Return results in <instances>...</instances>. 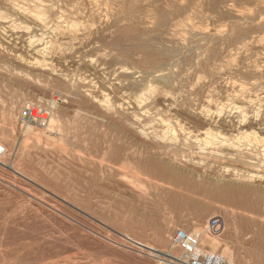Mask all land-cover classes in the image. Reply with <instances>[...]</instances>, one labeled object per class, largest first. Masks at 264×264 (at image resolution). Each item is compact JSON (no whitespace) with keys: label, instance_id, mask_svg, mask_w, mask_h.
<instances>
[{"label":"rangeland","instance_id":"obj_1","mask_svg":"<svg viewBox=\"0 0 264 264\" xmlns=\"http://www.w3.org/2000/svg\"><path fill=\"white\" fill-rule=\"evenodd\" d=\"M212 1L0 0V264H166L173 255L181 258L172 242L178 229L204 228L214 217L224 222L219 236L206 231L219 240L215 255L229 264H264L263 144L231 130V122L208 127L185 119L201 110L228 111L241 103L235 94L256 100L251 83L261 80L235 70L264 64V39L230 53L214 42L221 52L216 73L222 74L214 80L187 52H202L199 43L206 42L193 33L212 35L236 21L230 0L218 9ZM17 5L45 14L47 26L16 11ZM40 33L49 45L44 59L29 48ZM144 43L177 50L182 59L172 85L152 79L159 56ZM125 68L136 78L149 76L148 84L131 85ZM106 100L123 107L110 112L102 105ZM29 106L45 110L55 123L24 121ZM257 109L264 114V101L248 108ZM162 122L182 141L197 135L199 142L184 154L206 159L214 176L168 180L163 166L175 155L161 138ZM205 128L212 138L235 140L243 161L226 150L204 157ZM249 174H260L252 190L215 196L218 175L242 182Z\"/></svg>","mask_w":264,"mask_h":264},{"label":"bare ground","instance_id":"obj_2","mask_svg":"<svg viewBox=\"0 0 264 264\" xmlns=\"http://www.w3.org/2000/svg\"><path fill=\"white\" fill-rule=\"evenodd\" d=\"M230 1H231V4L230 5L228 4L229 6L227 5L228 11L230 12V14L236 13V21L232 24V26L230 28H228V30L219 31V32L212 34V35L207 34V33L205 34L203 32H195L192 35L193 37H199L200 38L199 41H202V40L206 41L203 46L201 43H199V47H200V45L202 47V52L196 53V51H195V53H194L193 48L192 49L189 48L190 50L187 48L188 49L187 52H189V55H191L192 58H196L198 60V67L200 69H203V71L205 73L207 71V76L209 78H211V80H214V74L216 73V71L218 69L217 61H219L221 58V52L218 51L219 49L217 50V48H214L215 47L214 42H216V43L221 42L222 43L223 53H226V52L230 53L231 49L234 47L238 51H242L248 45L264 39V36H261V34L264 33V0H230ZM221 4H224V0H213L212 1V6L214 8L218 9ZM34 7L36 8L37 6H34ZM15 8H16V11L23 13V14H26V15H29L30 17H32L33 19L38 21L40 23V26H42L43 28H45L47 26V18H46L47 16L44 17L45 14L44 15L41 14L42 12H40L39 10H35V9L32 10V9L26 7L25 5L24 6L23 5H17ZM5 19H7V18H5ZM46 30H48V29H46ZM48 31H51V30H48ZM52 31H54V30H52ZM39 36L40 37L34 36V38L30 41V45H29L30 47L29 46L28 47L32 49V51L34 52L35 55L40 56L44 59L45 51H46L45 48H47L46 45L48 43L46 41V37H45L47 35L40 33ZM187 41H188V39H187ZM144 44L147 46L148 50H150V51L152 49L156 50V52L158 53V56H159L157 59L154 60V63L158 69H157V71L152 73V79L154 81H157V82H162L163 84L172 85L174 83V80L176 79V77H178V71L176 70V68H179L180 61L182 59V58L176 57L178 54L177 50H173V49L157 50V49L153 48V45H151L149 43H144ZM196 45L198 46V44H196ZM47 46H49V45H47ZM196 47H195V49H197ZM199 47H198V49H199ZM28 52H30V51H28ZM30 56H31V54H30ZM30 61H32V60H30ZM38 63L41 64V62H38ZM121 72L126 77L131 79V82H130L131 85H134V86L138 85L141 88V85H143V83L148 82V81H146V79L149 76L146 78L145 76L140 75L138 78H136V74H137L136 71L129 70V69L125 68V69H122ZM235 72L239 73V75H241L247 79L254 78V77H258L261 79L259 85H256L257 84L256 82L251 83L252 87H253L252 90H255V92H257L255 95L256 100L252 99L251 96L245 95L244 97H242L239 94H235V96H233V98L235 100L240 99L241 103L240 104H234L233 107L228 109V111H225L224 109H220L216 113H211L208 110H206V111L201 110L198 112V114H197L198 116L195 114V112H193L190 114L191 115L190 117H186L185 119L188 120L189 122H191V119H196L197 122L202 121V122H200V124L204 125V126L206 125L208 127H210L209 125L211 124V122H231V123H229V125H227L231 130H236L237 132L241 133L243 136L250 138V139H253L254 142H256L258 144L259 143L263 144V147H264V114L259 109H257L255 112H251L248 110L249 107L253 106L255 101H257V100H258V102L264 101V64L262 66L258 65V63L253 64V65H249V66L242 64L241 66L236 68ZM220 73L221 72L216 73L217 75H219L218 77H221L222 74H220ZM250 80H252V79H250ZM182 85H183V83H182ZM209 85L211 86L212 82ZM149 91L152 92V89H149ZM144 95H145V93H144ZM142 101H143V95L137 97L136 103H138V108H143ZM102 103H103L102 104L103 107L110 112H114L115 109L123 107V105H120L119 107H117L113 103H111L109 100H106ZM50 104L52 106H56V100L54 102L52 101ZM40 113H41V115H39ZM33 114H34V116H40L44 120L50 119L51 125H53L55 123V118L53 116L50 118V115L48 114V112L41 110L40 107L35 106ZM128 119L129 118L127 117V120ZM162 123L164 125V131H163V134L161 135V138L165 142H167V144H169L170 146L173 147L174 155H175L173 158L170 159V161L168 163H166L165 166H163V172H165L167 174L166 176H168V180L173 179L174 181L175 180L179 181L180 178H182V176H184L186 174H192V175L199 176L201 172L204 175H206V173H207V176L212 177L213 174L208 172V171H210L211 166L206 159L201 158V157L200 158H196L193 156L190 157V156H187L184 154L185 148L190 149L191 146L195 144V142L196 143L199 142V138L197 137V135L196 136L190 135L189 138L192 139L190 141H188V140L182 141L180 139L179 134H177L175 131H173L171 126H169L168 124H164V122H162ZM245 129H247V130H245ZM143 133H145V132H143ZM202 134L206 135V139H204V141H205L206 146L208 145L207 147H205V149H208V150L204 152V154H203L204 157L207 156L208 158H210V157L220 156V153H223L226 150L228 152V155L234 156L239 161H243V158H244L243 150L241 149V146L235 142V140L232 139V142H231V140L228 138H225L224 135L223 136L217 135L216 138L215 137L212 138L211 136L214 134L212 133L210 128H205L204 131H202ZM230 136L237 139L236 135H234V134H230ZM46 139H47V137H46ZM209 144L214 145V146L211 147V149H210ZM212 149H214V150H212ZM261 149H262V147H261ZM209 150H212V151L209 152ZM102 161L104 162V161H108V160H102ZM261 165H263V164H261ZM203 171H205V172H203ZM213 171H210V172H213ZM258 175H260V174H258ZM258 175H254V174L244 175L243 178H245L244 179L245 181H242V182H238V181L233 182L234 179L226 178L225 175H218L217 178L215 179V182H213V185L216 187V190H217L216 192L219 191L217 193V195H215V196L226 199V198H232L233 193L231 190H233V189H238V190H243V191L252 190L254 187H256L254 184H252V181L260 178V176H258ZM247 180H249V181H247ZM169 184H171V183H169ZM173 185H174V183H173ZM201 216H205V215H201ZM172 222H174V219L171 217L170 224ZM170 224L167 228L166 235L169 233ZM181 229L187 230V228H181ZM187 231H190L193 234L199 236L200 245H201V248L203 250H205V248H208L205 245L207 243V245L209 246V249H210V250H207V252L210 253V255H213V257H214L212 260V264H229L230 263L228 257L218 256V255L214 254L215 252H214L213 248L217 247L216 244L218 243L219 240L217 238L212 239V237L207 234L206 226L204 228H194L192 230H187ZM150 249H152V248H150ZM152 250H157V249H152ZM161 251H159V252H161ZM165 253H163V254H165ZM170 256H172V255H170ZM182 256H183V252L181 254V257ZM172 257L177 258L175 255H173ZM160 264H165V263L160 262ZM166 264H177V263L175 261L170 260V262H168Z\"/></svg>","mask_w":264,"mask_h":264},{"label":"built area","instance_id":"obj_3","mask_svg":"<svg viewBox=\"0 0 264 264\" xmlns=\"http://www.w3.org/2000/svg\"><path fill=\"white\" fill-rule=\"evenodd\" d=\"M34 107L35 106H29L24 109L22 112V119L27 122H45L46 120L40 116H34ZM39 115H41V113ZM4 154L5 148L0 145V157ZM206 228L209 234L219 236L224 228L223 219L221 217L211 218ZM172 242L174 246L180 248L183 252L181 258H174L177 264H212L213 255H210V253L201 248L199 236L192 232L178 229L173 235Z\"/></svg>","mask_w":264,"mask_h":264}]
</instances>
